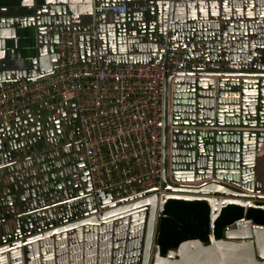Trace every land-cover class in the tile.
<instances>
[{
	"label": "water",
	"instance_id": "obj_1",
	"mask_svg": "<svg viewBox=\"0 0 264 264\" xmlns=\"http://www.w3.org/2000/svg\"><path fill=\"white\" fill-rule=\"evenodd\" d=\"M146 2L151 4L140 7ZM127 3L124 13L87 8L76 18L65 0H51L36 2L26 15L0 16V37L18 26H31L32 35L24 36L32 38L29 47L34 50L16 65L0 58V81L49 71L60 22L77 27L93 21L100 62L161 59L170 67L162 83L160 179L165 192L135 194L95 212L92 205L107 201L109 194L86 192L90 182L81 160L51 164L52 155L46 154L20 162L17 155L26 152L22 145L34 137L23 136L25 125L20 131L0 125L5 129L0 149L8 148L6 159L14 157L0 167V264H173L149 260L156 210L165 196L208 202L210 244L219 239L213 235V220L223 204L264 207L254 201L263 200L264 192L250 190L244 174L264 128L211 127H264V0ZM79 45L80 52L87 51L81 41ZM4 171L10 175L4 177ZM221 238L224 248L248 252L252 260L264 263V223L241 216L223 227Z\"/></svg>",
	"mask_w": 264,
	"mask_h": 264
},
{
	"label": "built area",
	"instance_id": "obj_2",
	"mask_svg": "<svg viewBox=\"0 0 264 264\" xmlns=\"http://www.w3.org/2000/svg\"><path fill=\"white\" fill-rule=\"evenodd\" d=\"M149 4L141 3L140 7ZM90 8L120 14L129 5L127 0L102 5L91 0ZM55 33V58L49 71L0 81L1 127L9 125L11 131H20L25 125L27 131L23 136L34 137L22 145L26 152L17 155L18 161L26 163L30 158L46 154L52 155L51 164L63 160L66 166L81 160L90 182L86 192L92 196L99 191L109 194L107 201L92 205L95 212L106 203L117 205L135 194L164 192L160 179L162 83L170 70L168 64L161 59L155 63L100 62L93 21L77 27L60 22ZM79 41L86 52L79 51ZM33 106L38 107L34 113ZM4 132L2 128L1 140L5 139ZM7 150V147L0 149V167L14 160V157L6 159Z\"/></svg>",
	"mask_w": 264,
	"mask_h": 264
},
{
	"label": "crops",
	"instance_id": "obj_3",
	"mask_svg": "<svg viewBox=\"0 0 264 264\" xmlns=\"http://www.w3.org/2000/svg\"><path fill=\"white\" fill-rule=\"evenodd\" d=\"M51 0H0V16H22L29 14L35 7L36 2H48ZM67 5L75 10L74 17L82 16L85 9L90 8L91 0H65ZM68 12V11H67ZM69 13V12H68ZM80 24V23H79ZM32 27L18 26L14 29V32L10 35H2L0 37V58L6 64H20L23 62V58H29L34 55V50L29 47L32 43V38L26 35H32ZM1 34H4L0 30ZM37 106L31 108V112L34 113L37 110ZM40 111L42 109L40 108ZM1 122V120H0ZM11 124V123H10ZM262 129L264 127H261ZM256 155L253 160V164H248L247 172L244 174H254L256 181L258 182V188L260 192H264V136L258 142L255 147ZM7 172H3V176H7ZM251 181V179H249ZM165 192V191H164ZM167 198H181V199H202L195 197H176L172 195L165 196L162 202L157 206L156 215L154 219L153 235H152V248L150 251L149 260H169L173 264H177V260H186L189 264H221L220 260H225L224 264H264L252 260L249 257L248 252H233L228 248L223 238H219L216 241L217 244H210L208 238L207 229V241H203L197 236H188L180 239L174 246H168L165 248L163 253H160L159 246L156 241V234L158 229V220L162 215V207ZM205 200V199H203ZM262 200L255 198L254 201ZM206 201V200H205ZM264 201V199H263ZM207 202V201H206ZM208 204V202H207ZM209 213V205H208ZM244 216V214L242 215ZM208 227V225H207ZM171 249V253L166 254V250ZM166 254V256H164ZM221 256H223L221 258ZM235 259V260H232ZM197 261V262H196Z\"/></svg>",
	"mask_w": 264,
	"mask_h": 264
},
{
	"label": "trees",
	"instance_id": "obj_4",
	"mask_svg": "<svg viewBox=\"0 0 264 264\" xmlns=\"http://www.w3.org/2000/svg\"><path fill=\"white\" fill-rule=\"evenodd\" d=\"M257 204H264L258 200ZM158 220L156 241L160 253L168 246H174L180 239L188 236L200 237L207 241L208 204L203 199L167 198ZM252 222L264 223V207H242L233 203L221 206L213 220V235L220 237L223 227L242 215Z\"/></svg>",
	"mask_w": 264,
	"mask_h": 264
},
{
	"label": "bare ground",
	"instance_id": "obj_5",
	"mask_svg": "<svg viewBox=\"0 0 264 264\" xmlns=\"http://www.w3.org/2000/svg\"><path fill=\"white\" fill-rule=\"evenodd\" d=\"M254 158L255 157H253V160H254ZM248 159V161L251 159L250 158V156H249V158H247ZM253 160L252 161H249L248 163L249 164H253ZM248 175V177L251 179V181H250V184H249V189L250 190H252V191H258V192H260V190H259V188H258V182L256 181V178H255V176H254V174L251 172L250 174H247ZM242 225V224H241ZM242 226H246L245 224L244 225H242ZM242 226H240V227H242ZM248 226H252L251 224H248ZM214 244H217L216 243V241L214 242ZM197 262V261H196Z\"/></svg>",
	"mask_w": 264,
	"mask_h": 264
},
{
	"label": "rangeland",
	"instance_id": "obj_6",
	"mask_svg": "<svg viewBox=\"0 0 264 264\" xmlns=\"http://www.w3.org/2000/svg\"><path fill=\"white\" fill-rule=\"evenodd\" d=\"M153 261L156 262L157 260H152V262H153ZM150 264H151V263H150Z\"/></svg>",
	"mask_w": 264,
	"mask_h": 264
}]
</instances>
